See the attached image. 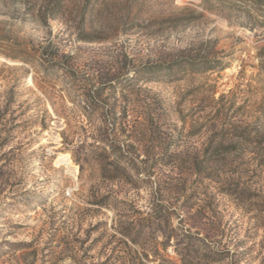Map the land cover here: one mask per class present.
Returning a JSON list of instances; mask_svg holds the SVG:
<instances>
[{
  "label": "rangeland",
  "instance_id": "1",
  "mask_svg": "<svg viewBox=\"0 0 264 264\" xmlns=\"http://www.w3.org/2000/svg\"><path fill=\"white\" fill-rule=\"evenodd\" d=\"M0 264H264V0H0Z\"/></svg>",
  "mask_w": 264,
  "mask_h": 264
},
{
  "label": "bare ground",
  "instance_id": "2",
  "mask_svg": "<svg viewBox=\"0 0 264 264\" xmlns=\"http://www.w3.org/2000/svg\"><path fill=\"white\" fill-rule=\"evenodd\" d=\"M68 163H70V161Z\"/></svg>",
  "mask_w": 264,
  "mask_h": 264
}]
</instances>
